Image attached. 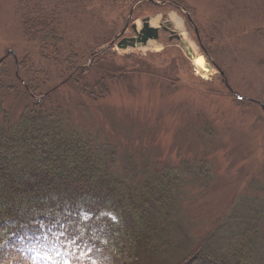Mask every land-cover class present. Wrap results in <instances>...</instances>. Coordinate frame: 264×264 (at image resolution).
I'll return each instance as SVG.
<instances>
[{"label":"rangeland","instance_id":"rangeland-1","mask_svg":"<svg viewBox=\"0 0 264 264\" xmlns=\"http://www.w3.org/2000/svg\"><path fill=\"white\" fill-rule=\"evenodd\" d=\"M145 19L167 21L178 40L158 29L157 40L122 48ZM40 30L56 39L44 49ZM2 58L10 120L42 97L96 140L129 186L160 166L185 167L166 217L169 256L152 264H177L205 246L226 252L252 230L264 264V0H0Z\"/></svg>","mask_w":264,"mask_h":264},{"label":"trees","instance_id":"trees-1","mask_svg":"<svg viewBox=\"0 0 264 264\" xmlns=\"http://www.w3.org/2000/svg\"><path fill=\"white\" fill-rule=\"evenodd\" d=\"M42 33L40 49L56 40ZM75 72L82 78L83 70ZM24 91L33 99L38 89ZM41 102L33 100L15 120L0 103V264H152L153 257L165 258L171 250L166 217L185 184V167L160 166L139 185H126L94 138ZM194 170L205 185L204 162ZM255 235L240 232L226 252L205 246L177 264H258ZM251 238L252 248L245 244Z\"/></svg>","mask_w":264,"mask_h":264},{"label":"water","instance_id":"water-1","mask_svg":"<svg viewBox=\"0 0 264 264\" xmlns=\"http://www.w3.org/2000/svg\"><path fill=\"white\" fill-rule=\"evenodd\" d=\"M170 33H172V32L170 31ZM157 36H158V34H157V28H153V27L149 26L148 20L145 19L141 23V29L137 33V37L134 38V39L131 38V39H128V40H122L121 41V47L122 48H125L127 45H135L136 47H139V46L145 44L149 40H156L157 39ZM175 38L177 39L178 37L175 36ZM186 50H188L187 47H186ZM9 54L13 55L12 52H10V53L8 52L5 57H7ZM188 54H189V52H188ZM4 58H2L0 60V63H1V61ZM237 99H240V97H237ZM39 101H40V99H37V102H39Z\"/></svg>","mask_w":264,"mask_h":264},{"label":"bare ground","instance_id":"bare-ground-1","mask_svg":"<svg viewBox=\"0 0 264 264\" xmlns=\"http://www.w3.org/2000/svg\"><path fill=\"white\" fill-rule=\"evenodd\" d=\"M155 24V21L152 20L150 21L149 25H154ZM154 45L153 44H149V45H146V48L145 49H151L153 48ZM193 64L194 66L196 67V69L201 73V75L203 76H206L210 73V70L209 69H205L204 65H203V61L201 60V58H197L193 61Z\"/></svg>","mask_w":264,"mask_h":264},{"label":"flooded vegetation","instance_id":"flooded-vegetation-1","mask_svg":"<svg viewBox=\"0 0 264 264\" xmlns=\"http://www.w3.org/2000/svg\"><path fill=\"white\" fill-rule=\"evenodd\" d=\"M131 30H132V32L134 33V37H133V38H135V37H136V33H135V31H134V28L131 27ZM160 30L163 31V28H161ZM163 32H165V31H163ZM166 33L169 35L170 38L173 37V35L169 34L168 31H167ZM128 39H130V38H127V39H125V40H128Z\"/></svg>","mask_w":264,"mask_h":264}]
</instances>
